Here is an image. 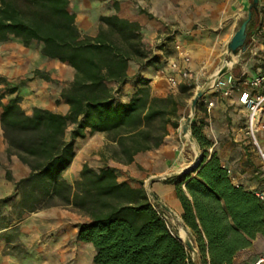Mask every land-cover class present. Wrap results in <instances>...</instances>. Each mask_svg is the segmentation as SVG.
<instances>
[{"label": "trees", "instance_id": "trees-1", "mask_svg": "<svg viewBox=\"0 0 264 264\" xmlns=\"http://www.w3.org/2000/svg\"><path fill=\"white\" fill-rule=\"evenodd\" d=\"M252 26L253 19L247 40ZM11 39L24 47L36 43L43 57L73 69L72 80L60 91L68 106L65 114L40 107L27 113L16 86L7 88L11 97L5 103L0 93L6 152L30 170L14 182L19 210L62 207L83 217L75 225V240L92 245L94 264H233L237 252L250 247L256 236L264 237V200L232 183L196 114L190 132L201 151L200 163L164 183L174 186L197 259L169 227L142 180L134 186L119 181L109 166L94 169L87 163L72 184L63 177L75 156V141L86 136V129L104 134L108 158L126 165L138 153L159 148L168 128L179 125L188 85L157 96L140 78L123 97L130 62L146 67L157 61L139 23L117 14L100 16L97 33L90 36L79 29L70 0H0V42ZM33 76L48 79L38 69ZM7 178L12 179L8 172Z\"/></svg>", "mask_w": 264, "mask_h": 264}, {"label": "crops", "instance_id": "crops-1", "mask_svg": "<svg viewBox=\"0 0 264 264\" xmlns=\"http://www.w3.org/2000/svg\"><path fill=\"white\" fill-rule=\"evenodd\" d=\"M252 3L253 0H112L110 9L103 11L100 10V4L97 7L91 0H70V6L76 13V23L83 34L94 36L97 33L99 17L111 14L140 24L144 43L148 49L153 50L157 61L146 67L130 62L129 80L122 89L124 98L139 85L140 78L148 80L154 95L169 94L166 75L169 71L168 61L176 57L173 43L169 41L163 50H157L155 40L158 36L171 32H176L175 40L190 56L192 71L197 75L207 72L209 79L223 66L227 54L225 47L235 32V22L240 16H247ZM257 10L258 13L252 9L254 17L249 37V45H252L250 52L254 55L264 50V0H258ZM258 15L260 22L257 21ZM39 54V59L27 60L31 67L36 61L38 65L33 67L28 83L19 86L15 95L22 97L21 105L27 113L33 107H40L65 114L68 106L61 99L60 91L72 80L73 69L61 63L69 68L70 73L67 78L62 79L43 64L42 59L45 57L40 50ZM263 67L264 63L257 66L248 78ZM36 69L43 71L48 79L34 77L33 71ZM10 74L13 76L15 73ZM210 102L213 106L208 109ZM198 106L196 118L204 121L203 131L212 143L211 149L216 151L221 162L231 170L232 183L264 196V165L243 132L246 110L238 104L237 92L234 91L230 97H224L220 92L210 89L198 101ZM176 131L177 128L169 127L159 148L138 153L132 163L124 165L108 158V155L105 156L106 162H101L93 153L108 141L104 134H89L86 129V136L75 141V156L63 177L72 184L79 178L82 164L87 163L94 169L109 166L115 170L119 181H127L134 186L139 180L145 183L148 179L151 191H148L145 184L144 187L152 201L173 216L179 224L178 227L183 229L181 206L175 196L174 186L164 183L165 179L183 173L191 163L185 154L176 149ZM93 138H98L99 142L94 143ZM258 141L264 151V131L258 134ZM7 172L11 180L7 178ZM29 172V168L16 156H8L0 128V199L8 198V202L16 204L19 194L14 192V182L27 177ZM154 177L157 179L151 180ZM26 214L19 222V239L25 246V255L36 256L44 252L49 256L62 257L67 260L66 264H94L92 245L75 240V225L84 221L83 217L62 207H50ZM84 246L86 250L83 249ZM262 255L264 237L258 235L252 240L250 247L235 254L233 264H252ZM191 256L197 259L198 253Z\"/></svg>", "mask_w": 264, "mask_h": 264}, {"label": "rangeland", "instance_id": "rangeland-1", "mask_svg": "<svg viewBox=\"0 0 264 264\" xmlns=\"http://www.w3.org/2000/svg\"><path fill=\"white\" fill-rule=\"evenodd\" d=\"M91 3L93 5H97V7L100 4V10L106 11L107 9H110L112 0H91ZM259 16L260 15L257 16L258 22H260ZM253 17L254 16L252 14V19ZM244 18H246L245 15L240 16V18L235 22L233 31L238 29ZM249 42L250 38L245 45V49L240 51L237 55L229 54L227 52V47H225L227 54L222 65H227L228 70L226 73L232 74L234 77L239 79L240 82L247 79L251 71L264 63V50L259 51L257 55L252 54L250 52L252 45H249ZM39 50L40 46L36 43L31 44L29 47H24L22 43L16 39L0 42V93L5 95L2 102H7V100L11 97V95L7 93L8 87L16 86L18 90L19 86L24 84L26 85L28 83L33 67H37L38 63L36 61V63L33 64L34 66L31 67L29 66V61L27 60L39 59ZM258 55H260V57H258ZM42 60L44 62L43 64L50 67L51 72L58 77L65 79L70 75L69 68L66 65L61 64L56 60L47 58H43ZM217 71H215L209 79H207L209 74L207 72L197 75L194 71H192V78L188 82L189 84L187 81L181 82V84L188 85L189 91L181 97L183 107L180 109L179 125L177 127V131L175 132V146L178 152H182L188 157V162H191L190 165L197 155L196 148H198V146L196 142H190L187 138L181 135L180 124H183L186 118L190 115V104L195 93L201 89L203 85L209 83ZM11 72H14L15 74L12 76L10 74ZM177 88L171 89L169 87V93H177ZM23 90L24 89H22V91ZM195 114L196 110L193 114L192 120L194 119ZM93 142L97 143L99 142V139L93 138ZM93 154L96 157H99L101 162H106L105 156L107 155V152L105 151V146H102L101 148L99 147ZM198 154L200 157V150ZM144 184L148 191H151V188L148 186V179H146ZM15 205L16 204H11L8 201L0 202V264H66L67 260L65 261L62 257L55 255L49 256L44 254V252L39 255L37 254L36 256L25 255V246L19 239V235L21 234L19 222L23 220L27 212L19 210ZM163 212L169 227L176 234L180 232L181 228L178 227L179 224L172 221V216L168 212ZM83 249L86 250L85 246Z\"/></svg>", "mask_w": 264, "mask_h": 264}, {"label": "built area", "instance_id": "built-area-1", "mask_svg": "<svg viewBox=\"0 0 264 264\" xmlns=\"http://www.w3.org/2000/svg\"><path fill=\"white\" fill-rule=\"evenodd\" d=\"M175 36L176 32H171L160 35L155 40V48L161 45L166 47L169 41L173 43L176 57L168 61L169 71L166 75L167 84L171 89H176L182 81L188 83L192 78L191 58L175 40ZM209 85L210 89L220 92L224 97H230L234 91L237 92V102L246 110L243 132L264 165V151L258 141V134L264 131V67L242 82L232 74L226 73L220 77L214 76ZM212 106L213 103L210 102L208 109ZM227 172L231 174L228 168ZM256 194L264 200L262 193ZM252 264H264V255L257 257Z\"/></svg>", "mask_w": 264, "mask_h": 264}, {"label": "water", "instance_id": "water-1", "mask_svg": "<svg viewBox=\"0 0 264 264\" xmlns=\"http://www.w3.org/2000/svg\"><path fill=\"white\" fill-rule=\"evenodd\" d=\"M257 3L258 0H253V3L251 4V6L248 9V13L246 18L241 22V24L239 25L238 29L234 32V34L232 35V37L230 38L229 42L227 43V52L229 54L232 55H237L240 51H243L245 49V45L247 43V38H248V26L249 23L251 22L252 19V9L254 11H256V13H258L257 10ZM227 65L222 66L216 73L215 76H222L223 74H225L227 72ZM210 85L209 83H206L205 85H203V87L201 89H199L190 104V115L186 118L185 122L181 125V135H186L189 134V141L191 142H195L194 138L191 136V132H190V124L192 122V117L193 114L195 112L196 109V105L198 103V101L201 99V97L207 92L209 91ZM199 150L198 148H196V153L197 155L195 156L194 161L192 162L191 165H189L184 172L190 171L192 169H194L195 167H197V165L200 163V157L198 154ZM157 179V177L152 178L151 180ZM162 207H164L166 210H169L167 207H165V205H162ZM184 231L186 232V237L184 239H181V237L177 234L178 238H180L184 245L187 247V249L194 255L197 254V250L193 245V242L188 234V230L187 228H185L184 226H182Z\"/></svg>", "mask_w": 264, "mask_h": 264}, {"label": "bare ground", "instance_id": "bare-ground-1", "mask_svg": "<svg viewBox=\"0 0 264 264\" xmlns=\"http://www.w3.org/2000/svg\"><path fill=\"white\" fill-rule=\"evenodd\" d=\"M229 65V64H228ZM219 70V69H218ZM183 136V135H182ZM183 137L187 138L189 140V134L184 135ZM191 142V141H190ZM194 144V143H193ZM171 217V216H170ZM172 221L175 222V218L172 216ZM181 239H184L186 237V232L184 229H181L180 232L177 233Z\"/></svg>", "mask_w": 264, "mask_h": 264}]
</instances>
